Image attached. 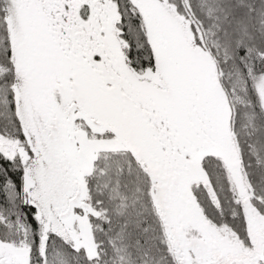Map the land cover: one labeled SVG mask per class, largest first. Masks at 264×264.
I'll use <instances>...</instances> for the list:
<instances>
[{"label": "snow or ice", "instance_id": "1", "mask_svg": "<svg viewBox=\"0 0 264 264\" xmlns=\"http://www.w3.org/2000/svg\"><path fill=\"white\" fill-rule=\"evenodd\" d=\"M0 264H264V0H0Z\"/></svg>", "mask_w": 264, "mask_h": 264}]
</instances>
